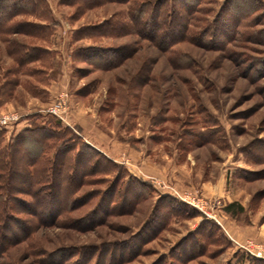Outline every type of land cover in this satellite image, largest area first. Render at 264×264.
<instances>
[{
  "label": "rangeland",
  "instance_id": "1",
  "mask_svg": "<svg viewBox=\"0 0 264 264\" xmlns=\"http://www.w3.org/2000/svg\"><path fill=\"white\" fill-rule=\"evenodd\" d=\"M189 2L201 8L188 18L194 40L170 52L139 35L76 38L80 28L126 18V2L87 8L43 0L49 20L42 22L50 24L44 40L0 34L2 144L33 124L59 123L75 135L78 148L87 143L114 162L102 166L106 173L86 177L77 207L58 222H40L51 219L49 198L39 200L36 217L30 211L34 199L19 195L31 205L18 214L21 224L11 222L7 237L19 239L0 264H41L37 249L101 251L115 243L125 245L100 264H264V0ZM230 4L242 5L236 10ZM229 19L238 26H219ZM234 32L236 39L228 42ZM13 41L51 52L47 82L29 72L41 61L19 68L9 52ZM102 43L129 50L105 53L107 62L125 57L107 69L75 56ZM120 175L125 207L135 206L106 214V196ZM120 202L118 194L113 204ZM29 226L33 232L21 239ZM64 254L71 256L68 264L81 260L80 253Z\"/></svg>",
  "mask_w": 264,
  "mask_h": 264
},
{
  "label": "trees",
  "instance_id": "2",
  "mask_svg": "<svg viewBox=\"0 0 264 264\" xmlns=\"http://www.w3.org/2000/svg\"><path fill=\"white\" fill-rule=\"evenodd\" d=\"M195 1L200 3L202 0ZM62 2L81 4L87 8L110 2H126V4H129L126 18L120 15L119 19L116 17L117 20L111 18L102 24L80 28L76 31V38L89 37L101 40L104 37L139 35L150 40L164 52L173 51L174 46L182 41L194 40V28L188 18L191 14L201 10L200 7H195L194 3L190 4L189 0H62ZM1 3L7 4V6L0 7V16L5 18L0 23V34L22 33L43 40L47 37L50 32V24L42 22V19L48 21L49 13L46 4L45 6L41 4L43 0H0ZM230 5L238 10V6L242 4ZM28 16H32L36 20L24 18ZM17 17L23 19L12 25L11 22ZM230 20L222 22L219 26L225 28V30L229 24L233 28L238 26V24L230 23ZM202 30L205 31L206 28ZM216 33L209 36L216 39L220 35ZM234 33L235 36L231 37L230 40L228 39V42L236 39L237 32ZM199 41L200 43L204 42L203 40ZM209 43H211L210 40L206 44L210 45ZM128 47H115V49L111 46H104L103 43L95 44L80 48L75 56L79 55L83 60L107 69L117 65L125 57H116L115 60L107 62L104 54L120 53L126 51V49L128 51ZM9 52L15 56L21 69H28L29 64L41 61L42 66L39 68L30 66L29 72L41 76V81L47 82L50 79L51 73L49 70L51 67L48 62V55L51 52L45 46L39 44L33 46L29 43L21 44L13 41V46L9 48ZM182 56L188 60L185 54ZM181 66H187V63L183 62ZM61 127L59 123H54L52 126L33 124L31 127L21 129L6 145L2 144L1 136L3 132H0V258L19 239L18 236L14 238L7 237V232L13 233L14 231L11 222L21 224L22 220H20L18 214L24 212L23 205H31L30 201L21 199L19 195L28 194L34 199L30 211L36 217L40 215L39 200L43 197L49 198L51 200L50 210H52L51 219L49 221L40 220V222L43 225L58 222L64 213L71 212L77 207L78 193L82 191V187L88 182L86 177L98 172L106 173L108 165L114 163L103 152L87 143L84 144V149L78 148L76 143L73 142L76 139L75 135L68 133V128ZM102 166H106V168ZM20 175L24 178L22 184L16 181V178ZM120 179L121 175L115 179L111 193L106 196L108 197L104 210L106 214L119 213L121 208H129L125 207L128 196L125 197L118 186ZM118 194L122 202L113 204L114 197ZM137 195L135 198L138 199ZM134 203L130 208L135 206ZM56 205L58 206L55 207ZM99 207H101V204H99ZM32 228L27 227V231L20 236L21 239L28 238L33 232ZM119 245L117 243L104 244L101 251L95 247H87L82 252H78V249L73 246L67 249L63 247L54 252L37 249L35 254L42 255V258H38L41 264H49V262H52L51 264H68L67 259L71 256H65L64 252L67 251L71 252L72 257L76 253H80L81 260L74 261L72 264H92L95 259L97 260L96 264H100L102 259L109 254L114 258L117 247L122 249L125 244ZM109 247H115V249L110 250ZM131 252L133 253L135 250ZM55 255H57V260L53 258ZM125 259L126 256L120 257L121 261ZM259 261L264 262V260ZM107 263L109 264V262Z\"/></svg>",
  "mask_w": 264,
  "mask_h": 264
},
{
  "label": "built area",
  "instance_id": "3",
  "mask_svg": "<svg viewBox=\"0 0 264 264\" xmlns=\"http://www.w3.org/2000/svg\"><path fill=\"white\" fill-rule=\"evenodd\" d=\"M55 115L59 116L60 118H62L61 114L58 113L57 109H55L54 111H52ZM6 118V117H5ZM4 118V119H5ZM7 119V118H6ZM15 119H17V117H15ZM63 119V118H62Z\"/></svg>",
  "mask_w": 264,
  "mask_h": 264
},
{
  "label": "crops",
  "instance_id": "4",
  "mask_svg": "<svg viewBox=\"0 0 264 264\" xmlns=\"http://www.w3.org/2000/svg\"><path fill=\"white\" fill-rule=\"evenodd\" d=\"M219 187V186H218ZM220 188H218V190H219Z\"/></svg>",
  "mask_w": 264,
  "mask_h": 264
}]
</instances>
